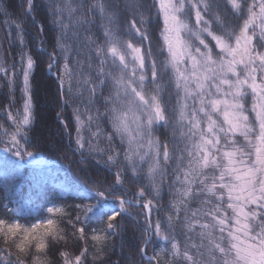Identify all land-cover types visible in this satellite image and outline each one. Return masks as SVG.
<instances>
[{
	"label": "snow or ice",
	"instance_id": "obj_1",
	"mask_svg": "<svg viewBox=\"0 0 264 264\" xmlns=\"http://www.w3.org/2000/svg\"><path fill=\"white\" fill-rule=\"evenodd\" d=\"M21 7L40 33L57 30L52 51H37L55 77L58 134L83 167L71 185L46 186L37 61L24 19H6L19 71L0 62V78L14 92L21 77L23 103L0 109V264H109L129 219L139 264H264V0H47L43 23L35 0ZM170 125L171 147L155 135ZM26 169L36 190L21 198Z\"/></svg>",
	"mask_w": 264,
	"mask_h": 264
},
{
	"label": "trees",
	"instance_id": "obj_2",
	"mask_svg": "<svg viewBox=\"0 0 264 264\" xmlns=\"http://www.w3.org/2000/svg\"><path fill=\"white\" fill-rule=\"evenodd\" d=\"M26 0H0V11H6L8 16L0 15V62H3L5 66L12 65L16 63L17 71H19V55H20V45L19 43L13 44L9 47V42L6 39V33L9 30L4 21L7 19L19 20L22 17L23 9L21 5H24ZM37 8L35 10V17L38 22L43 23L46 18L47 11V0H35ZM24 19V28L26 33L24 35L25 40V50L29 51L34 59L37 61L35 71L32 75V85L34 89L33 101L35 104V116L36 120L33 125V140L35 143L40 145V149L44 154V159L46 164L43 167L44 178L47 181V187L51 188L53 184L65 182L71 185L80 175L79 169L83 167L78 164L79 156L73 155L70 150L69 141L67 137H62L59 135L60 125L56 119V114L61 112L59 102L57 99V85L55 83V77L48 73L46 70V64L48 63V56L44 53L37 51L39 41H43V47H45L49 52L52 51L54 46V38L57 34L54 26L49 23L44 24V32L40 33L37 27L31 23L29 18ZM99 23V21H97ZM93 31H97L95 28ZM13 34H15L13 30ZM82 39V37H81ZM69 43L73 44L75 49V42L69 39ZM74 55V53H73ZM55 71V70H54ZM17 84L15 86V91L13 92L7 86V80L0 78V109L8 104L11 97H15V106L19 108L22 103V93L20 89L22 84L20 83L21 77H17ZM107 94V93H105ZM87 93H85V97ZM168 99L167 97L165 98ZM174 103V100H173ZM81 107H83L81 105ZM171 107V104L168 105ZM101 111L103 108L101 107ZM69 121L71 120V108H67L61 113ZM173 117V123H174ZM3 120H0L2 123ZM105 129L110 131V128L105 124ZM155 135L160 137L161 141H168L171 147L174 143V128L170 125L168 128L160 126L156 131ZM178 135V134H177ZM182 147V145H181ZM91 175L103 177L105 170L101 166H97L91 163L88 168ZM171 172V169H169ZM171 183V177L166 180L162 186V203L165 208H167L169 201L173 199L170 194L173 189L169 187ZM3 186L4 178L2 172H0V198L3 197ZM36 190V185L33 180V173L31 169H26L22 176L18 178V195L21 198H27L33 196ZM193 207H196L194 202ZM161 215H164L162 212ZM124 224L127 227V232L124 234V247L123 250L120 248V243L117 241V247L114 252H109L110 257L109 264H114V262L119 261V264H139V257L136 251V239L138 236L139 229L137 225L132 220H125ZM179 232V226L177 227ZM183 240V237H180ZM159 244V242H158ZM53 258L56 257V252L53 251ZM59 264V261H57Z\"/></svg>",
	"mask_w": 264,
	"mask_h": 264
}]
</instances>
